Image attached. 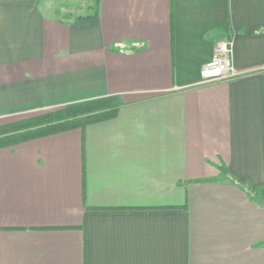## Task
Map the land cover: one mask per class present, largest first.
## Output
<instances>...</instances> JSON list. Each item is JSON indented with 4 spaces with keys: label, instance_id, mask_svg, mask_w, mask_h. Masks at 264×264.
Wrapping results in <instances>:
<instances>
[{
    "label": "crops",
    "instance_id": "1",
    "mask_svg": "<svg viewBox=\"0 0 264 264\" xmlns=\"http://www.w3.org/2000/svg\"><path fill=\"white\" fill-rule=\"evenodd\" d=\"M86 1L0 0V125L119 106L0 148V264H264V0Z\"/></svg>",
    "mask_w": 264,
    "mask_h": 264
},
{
    "label": "trees",
    "instance_id": "2",
    "mask_svg": "<svg viewBox=\"0 0 264 264\" xmlns=\"http://www.w3.org/2000/svg\"><path fill=\"white\" fill-rule=\"evenodd\" d=\"M119 106L113 97L97 99L0 125V148L56 134L116 116Z\"/></svg>",
    "mask_w": 264,
    "mask_h": 264
},
{
    "label": "built area",
    "instance_id": "3",
    "mask_svg": "<svg viewBox=\"0 0 264 264\" xmlns=\"http://www.w3.org/2000/svg\"><path fill=\"white\" fill-rule=\"evenodd\" d=\"M200 81L210 82L229 79L237 75L232 62V41L230 38L215 43L212 57L200 69Z\"/></svg>",
    "mask_w": 264,
    "mask_h": 264
},
{
    "label": "rangeland",
    "instance_id": "4",
    "mask_svg": "<svg viewBox=\"0 0 264 264\" xmlns=\"http://www.w3.org/2000/svg\"><path fill=\"white\" fill-rule=\"evenodd\" d=\"M90 1V2H89ZM87 5L89 4V8H90V11L89 12H92L93 11V5H94V0H87ZM59 109V108H58ZM51 110H56V109H51ZM46 111H50V110H45V111H42V112H38V113H34V114H31V115H28V116H25V117H22L20 119H24V118H27V117H31V116H34V115H37V114H40V113H43V112H46ZM19 120V119H18ZM5 124H8V123H5ZM2 125V124H1Z\"/></svg>",
    "mask_w": 264,
    "mask_h": 264
}]
</instances>
